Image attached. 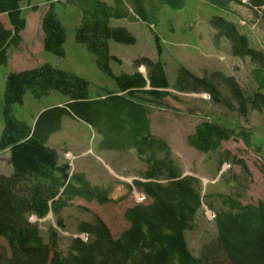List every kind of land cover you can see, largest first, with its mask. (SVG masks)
<instances>
[{
	"label": "trees",
	"instance_id": "trees-1",
	"mask_svg": "<svg viewBox=\"0 0 264 264\" xmlns=\"http://www.w3.org/2000/svg\"><path fill=\"white\" fill-rule=\"evenodd\" d=\"M22 1L0 0V64H7L10 47H18L21 32L26 27ZM152 1V0H148ZM227 8L230 2L248 3L263 8L264 0H210ZM50 0L42 15L43 47L58 56H65L66 28ZM81 10L75 40L94 55L97 67L112 77L115 90H107L95 98L89 96V81L69 70L42 63L39 66L10 72L4 92V129L0 136V152L8 150L13 172H0V264H264V201L243 203L239 192H209L202 189L201 179L184 174L173 156L170 144L151 129V107L179 92H208L216 103L230 101L222 96L217 85L221 74L200 77L185 66L177 70L170 83L164 62L139 57L133 62V72L115 74L111 61L121 59L111 54L110 40L132 44L133 33L124 26H112V18H129L131 11L125 0H67ZM173 9L184 6L185 0H161ZM134 15L148 20L145 0H132ZM264 11V8H263ZM215 39L225 37L230 52L236 57H249L255 68L259 88L250 95L233 76H222L231 99L247 114L248 107L264 110V51L256 48L250 37L236 22L215 15L211 19ZM158 52H162L160 37L155 35ZM144 65L146 73L138 67ZM52 90L66 96L57 105L40 112L32 124L16 118L13 105L22 104L27 92L40 98ZM65 115L89 124L100 135V147L111 150L133 149L145 169L132 186L150 202L136 203L126 208V227L115 237L99 216L81 221L78 233L72 235L66 250L59 246V232L50 227L45 239L38 219L50 213L57 225L64 226L61 212L76 198L100 204L112 200L110 190L93 184L82 171L71 170L69 162H59L56 149L47 145L49 137L62 127ZM221 122V121H219ZM223 123V122H221ZM216 121L201 120L188 135L189 145L201 152L221 149L223 142L242 139L252 145L251 132L236 130ZM229 155V152H226ZM230 157V155H229ZM246 167L243 160L232 158ZM214 210L216 237L206 242L199 256L192 253L186 231L195 228L196 217L204 202ZM82 234L86 235L83 238Z\"/></svg>",
	"mask_w": 264,
	"mask_h": 264
},
{
	"label": "rangeland",
	"instance_id": "rangeland-1",
	"mask_svg": "<svg viewBox=\"0 0 264 264\" xmlns=\"http://www.w3.org/2000/svg\"><path fill=\"white\" fill-rule=\"evenodd\" d=\"M49 2L50 0L21 2L26 18V27L21 32L22 41L18 47L9 48L8 63L0 64V136L5 125L4 92L6 77L10 72L47 62L86 78L91 98L116 89L114 79L97 67L94 55L75 40V29L81 18V10L77 5L61 0L55 7L67 32L65 56H58L44 49L41 20ZM109 2L113 3V0ZM125 2L130 8L131 16L112 18L110 24L128 28L136 37V42L125 44L110 40L111 54L121 59L120 62L111 61L113 73L133 72L134 60L142 56L162 60L171 84L175 82L177 70L181 66L200 77L219 73L221 75L216 80L217 85L222 96L230 101V106H227L225 103L214 102L208 92H179L170 89L174 95L151 107L149 117L152 132L168 141L184 174L200 178L206 194L234 191L243 194V203L256 204L264 201V110L248 107L247 114H243L238 109V103L229 98L228 88L221 79L222 76L235 77L247 95H250L259 88L255 72L259 65L249 57L232 55L230 42L225 37L216 40V31L211 25L213 16L226 17L236 22L256 48L264 51V7L256 9L246 2L233 1L227 8H223L210 0H185L182 8L173 9L161 0H145L149 16L147 21H143L134 15L132 0ZM0 19L9 27L4 14H0ZM155 35L160 37L161 53L158 52ZM138 69L146 73L144 65H140ZM262 73L261 76H264V69ZM65 99L66 96L56 90L40 98L27 92L23 103L14 104L12 110L16 118L32 124L40 112ZM204 119L223 122L221 124L236 130H248L253 144L247 145L239 138L223 142L219 151L205 153L195 149L189 145L187 137ZM47 145L56 149L59 162H69L71 170L82 171L93 184L109 189L112 200L100 204L97 201L74 199L72 205L61 212L63 227L57 225V218L52 213L40 222L45 239H48L50 227L57 228L59 246L65 251L72 235L78 233V224L84 220L91 221L94 215H99L117 237L129 224L124 217L126 208L138 203L135 192L140 190L132 184L145 169V165L138 159L135 151L101 148L100 135L96 130L69 115L63 116L61 129L49 137ZM226 152H229L230 157ZM8 156L7 152H0L1 173L13 172ZM233 157L243 160L246 167L234 163ZM143 202L149 203L150 199ZM207 207L211 208L205 201L197 214L195 228L186 231L188 245L196 256L200 255L202 246L217 235L215 221L206 214ZM0 241L3 240L0 238Z\"/></svg>",
	"mask_w": 264,
	"mask_h": 264
},
{
	"label": "built area",
	"instance_id": "built-area-1",
	"mask_svg": "<svg viewBox=\"0 0 264 264\" xmlns=\"http://www.w3.org/2000/svg\"><path fill=\"white\" fill-rule=\"evenodd\" d=\"M66 155H68V153L66 152L65 153ZM135 197H136V200L138 201V203H140V202H143L146 198H145V195L142 193V192H140V191H136L135 192ZM206 214H207V216H208V218H210V219H214V217H215V212H214V210L213 209H211V208H206ZM29 219L31 220V221H42V220H44V219H46V218H43V219H38L36 216H34V215H31L30 217H29ZM82 236H83V238H86V235H84V234H82Z\"/></svg>",
	"mask_w": 264,
	"mask_h": 264
},
{
	"label": "crops",
	"instance_id": "crops-1",
	"mask_svg": "<svg viewBox=\"0 0 264 264\" xmlns=\"http://www.w3.org/2000/svg\"><path fill=\"white\" fill-rule=\"evenodd\" d=\"M5 152H7V153H8V150H5Z\"/></svg>",
	"mask_w": 264,
	"mask_h": 264
}]
</instances>
